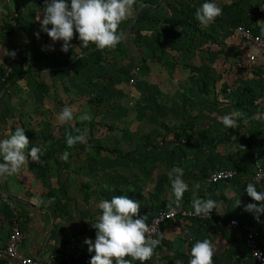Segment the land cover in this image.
Here are the masks:
<instances>
[{
    "label": "rangeland",
    "instance_id": "rangeland-1",
    "mask_svg": "<svg viewBox=\"0 0 264 264\" xmlns=\"http://www.w3.org/2000/svg\"><path fill=\"white\" fill-rule=\"evenodd\" d=\"M26 1L25 8L15 5L12 23L5 21V25L8 24L3 27L7 28L5 33H11L9 28L18 31L13 25L15 21L29 33L41 34L44 0ZM200 2L203 4L205 0ZM214 2L222 8V15L204 26L195 19L196 5L192 10H186L169 0L163 5L165 10L160 11V0H136L133 16L120 25L119 30L124 33L120 45L115 49L94 50L102 64H85L83 54L76 57L74 67L75 62L80 64L78 73L69 71L70 62L76 56L73 54L62 62L63 66H68L64 69L66 74L36 72L30 75L25 73L27 61L23 59V50L9 63L5 61L9 56H0V77L2 73L7 75L10 72L18 75L5 89L0 82V138H5L17 127H23L30 141L29 149L40 147L43 152L42 164L29 158L28 164L18 174L0 182V200L5 196L10 201L0 202V264H11L2 253L6 243L3 236H7L12 223L21 227L26 218L24 215H29L26 213L29 206L24 205L31 202L41 210L36 213V218L41 221L46 219L48 226L55 227L52 220L58 219L62 221L59 226L75 231L79 229V232L72 231L68 238L80 235L94 242L97 230L93 223L98 222L101 215L99 202L116 195H127L128 192H124L127 183L131 188L129 193L159 196L160 206L166 207L176 204L168 200L169 196L174 197L168 173L175 167L184 170L183 179L189 185L181 200L185 203L191 202L192 198H197L199 191H203L202 188L195 189L194 184H200L201 177H205L209 170L226 164L244 163L239 170H247L249 174L247 164L253 159V151L258 152L264 167V51L251 48L256 57L253 62L248 61L247 48L236 38L233 29V25L245 22L256 30L264 31V0ZM19 4L21 6L22 2ZM238 7L241 9L239 12ZM170 15L184 19L182 29H177L178 33L174 28L164 30L162 18ZM33 25L36 27L33 28ZM195 28L206 32L201 40L208 38L202 42L205 48L209 47L207 52L193 48L185 52V46L184 50L181 49L182 45L188 44L187 40ZM215 30L219 35H212ZM29 33L31 39L33 36ZM2 37L0 29V42ZM195 38L197 45L200 41ZM21 44L16 43L10 51L19 47L23 49ZM35 57L45 62L44 55L36 54ZM158 59L176 71L174 86L166 85L159 89L153 85L148 72L151 64ZM182 65L184 74L181 75L177 68ZM131 78L134 82H130ZM41 97L46 98L44 102ZM64 107L73 108L74 119L60 124L57 118ZM83 113H88L92 119L80 121L78 117ZM236 113L242 115L237 117ZM229 115L236 119L238 127L228 129L223 125L222 118ZM66 133H86V142L69 148ZM243 140L250 143L253 140L255 147L242 148ZM146 144L159 149L158 154L156 151L152 153L159 157L154 168L139 165L133 157L134 153L140 154L134 152L137 147ZM80 146L84 149L79 152ZM92 146L127 153L121 159L115 154L95 151ZM65 151L70 155L67 164H64V171L73 183L68 184V191L79 196V204L84 207V211L79 209L77 215V208L71 207V198L62 196L61 191L57 193L56 188L60 190L58 173L63 163L52 168L45 165L46 156L52 157L51 160H62ZM144 155L148 156L147 153ZM141 158L147 161L146 158L143 160V156ZM148 162L150 164L151 159ZM200 165L202 169H199ZM247 184L238 175L229 185L231 189L220 192L221 207H235L238 200L241 203L236 207L258 203L245 191ZM256 187L264 191V181ZM230 212L229 215L246 219L250 216L245 210L242 214ZM72 215L75 216L74 221ZM221 216L225 219L228 215ZM262 217L264 233V214ZM223 219L217 217L211 221H199L195 223L197 225L186 221L165 224L159 231L161 243L153 257L143 264H175L176 260L189 264L191 247L197 240L203 239H210L216 246L213 264H252L230 233H221L218 224ZM82 229L84 231L80 233ZM76 255L90 264L95 253H90L87 247ZM132 264L141 262L135 260Z\"/></svg>",
    "mask_w": 264,
    "mask_h": 264
},
{
    "label": "clouds",
    "instance_id": "clouds-1",
    "mask_svg": "<svg viewBox=\"0 0 264 264\" xmlns=\"http://www.w3.org/2000/svg\"><path fill=\"white\" fill-rule=\"evenodd\" d=\"M44 3L43 19L40 21L41 30L46 32L53 42L63 41L61 51L68 52L70 48H73L71 41L77 33L84 48L92 43L100 50L115 49L124 36V33L119 30L120 25L133 16L136 0H70V2L69 0H44ZM194 15L201 25L207 26L222 15V8L214 0H205L201 7L196 9ZM49 25L51 28L48 27ZM36 35L39 38V33ZM47 48L54 50L52 46ZM3 54L12 58L16 56L14 50L5 49ZM235 115L239 117L242 113ZM73 119L72 107H64L57 118L60 124ZM78 119L90 121L92 117L88 113H83ZM221 122L228 129L238 127L236 119L230 115L224 116ZM85 142L86 133L77 135L66 133V144L69 148L77 143ZM29 145L30 141L23 127H17L5 138H0V182L18 174L21 168L28 164L29 158L43 163L41 148L29 149ZM69 155L70 153L65 151L61 158L67 162ZM183 175L184 170L178 167L168 173L176 207L180 206L184 193L189 189ZM200 187L199 183L194 184L195 189ZM245 191L253 201L258 203L246 204L244 210L253 213L254 218L259 222L260 215L264 214V191L258 190L252 181L248 182ZM240 203L241 201L238 200L236 206ZM192 206L194 214L198 216L210 217L213 209L218 214L221 213L217 202L211 198L193 199ZM98 208L101 210V215L98 217V222L93 223V227L97 230L95 240L93 242L91 238H86L84 241L88 245V251L95 253L91 257L90 264H132L135 260L143 264L153 257L161 240L153 238L155 229L146 222L147 216L140 215L139 201L127 195H116L110 200L105 199L99 202ZM215 251L216 246L210 239L197 240L191 247L189 264H213ZM175 264H183V262L176 260Z\"/></svg>",
    "mask_w": 264,
    "mask_h": 264
},
{
    "label": "crops",
    "instance_id": "crops-1",
    "mask_svg": "<svg viewBox=\"0 0 264 264\" xmlns=\"http://www.w3.org/2000/svg\"><path fill=\"white\" fill-rule=\"evenodd\" d=\"M160 1H161V3H160L161 9H159V10L163 11V10H165L164 9L165 6L163 8V5H165V3L167 1L169 2V0H160ZM172 1H173V4H175L177 7H181V8L186 9V10H192L191 8L194 5H196V7L199 8V7H201V4H202V2H200L202 0H189V1H187V0H182V1L181 0H172ZM20 2H22L21 6L19 4ZM27 4L28 3L26 0H21L18 2H17V0H15V1H13V0H8V1L7 0H0V29L3 32V37L1 38V42H3V43L0 42V56H4L3 53H4L5 49L10 51L13 47H15L16 43H22L21 45L23 46V49L26 48V50H27V57L34 60V63L31 67V73L30 74H36V72H45L47 74H49V73H51V74L65 73L66 74V71L64 69L68 66H66V65L63 66L62 62H65L69 56L72 57L73 55H76V56H74L72 58V60L70 62L71 63L70 69L69 68L68 69H69V71L72 70L73 72L78 73L80 64H78L74 67V60L76 57H79L81 54L84 55L83 56L84 58L87 57L88 54L95 56V57H99L94 52V50L97 48L96 45L90 43L89 46L87 47V50H86V48H84L82 46L81 42L79 41L78 34H75L74 39L71 41L73 48H70L68 52H63V51H61V46H62L63 41L53 42L51 40V38L47 35V33L44 31H41L39 38H37L36 34H32V32L29 33L28 30L27 31L24 30V28L22 26L16 25L15 21L13 22V25H14L15 29H18V31L12 30L11 28H9L11 33H5L7 31L5 29H7V28H3V27L8 26V24L5 25V21L9 24L12 23L15 5H17L19 8L20 7L25 8L27 6ZM166 7H168V6H166ZM174 9L176 10L177 8H174ZM179 11H182V10H179ZM239 11H241V9L238 7V12ZM43 12L41 14V20L43 19ZM169 18L178 19L180 21L177 24L170 25L166 21ZM156 21H161V19H157ZM161 22H163V24H165V26H164L165 31H168L169 30L168 28H174V30L177 31V33H178L177 29H182V24L184 23V19L176 18V17H173L170 15V16H166V17L162 18ZM236 25H233V26L235 27ZM217 26H218V21L215 22V27L217 28ZM35 27L36 26L33 25V28H35ZM48 27L51 28L50 25ZM199 27H202V26L199 25ZM234 27H233V29H234ZM166 28H167V30H166ZM31 31H33V29ZM28 33L33 36L31 39H29ZM212 33H213L212 35H215V36L219 35L217 30L213 31ZM203 36H206V32L204 30H202V28L201 29L195 28L187 40L188 44L182 45L181 49H183L185 46V48H184L185 50L183 49L185 52L191 51L192 48L195 50H200V51L206 50V52H207L209 47L205 48V46L202 42L207 40L208 38L206 39V37H205V40H203V39L201 40V38H203ZM195 37H198V40L200 41L197 45H195V40H196ZM207 37L212 38V36H207ZM189 39H191L190 42H189ZM30 40L32 41L31 44H27V43H29ZM118 45H120V43ZM47 46H52L54 48V50L48 49ZM81 50H84V52H79ZM121 51L123 52L122 49H121ZM41 52H43V54H40ZM118 52H120V51H118ZM36 54H39L40 56L44 55L45 62L43 59L38 60L35 57ZM53 55L58 56V58H55ZM100 57L103 59V57L101 55H100ZM57 62H59L61 64L58 66ZM160 62L161 61L158 59V62H153L151 64V66L149 67L148 74L150 73V75H151V81L153 82V85L155 84L159 89H163V87L166 85L169 87L174 86V80H177V76L175 74L176 71L170 65L163 64ZM89 63L98 64V62H86L85 61V64H89ZM99 63L102 64L103 61L101 60V61H99ZM35 66H38V67L40 66L41 68H39V69L34 68ZM71 66H73V67L71 68ZM183 67H184V65L179 66L177 68L178 71L181 73V75L184 74ZM161 82H163L165 84H161ZM181 84L185 85V83H183V82ZM45 99L46 98L41 97L42 102H44ZM38 100H39V98H37L36 101H38ZM243 141L245 142V140H243ZM253 142L254 141L252 140L251 144L254 145V147H255V142L254 143ZM243 143L241 144V147L245 148L243 146ZM146 145H148V144H146ZM146 145L138 146L134 152H139L140 154L138 155V154L132 152V153H134L133 157L137 161H139V165H142V164L151 165L152 166L151 168H154V164L158 163L157 159L159 157H158V155L154 156L152 153H154V151H156V153L158 154L159 149L153 147L152 145H148V146H146ZM92 147L95 151H97L95 149V147H97V146H92ZM78 148H79V152L81 149L82 150L84 149L81 146ZM78 148H76V153H77L76 157H78V152H77ZM132 149H134V147ZM99 151H105L111 155L115 154V153H113L111 151H107V150H99ZM118 153H119V155H117V156L122 159L125 157L127 152H125L123 150H118ZM144 153H147L148 156H145ZM241 153H242V151H241ZM150 154H151V157H149ZM141 156H143V160L146 158L147 161H145V160L142 161ZM51 159H52V157L50 158L49 156H46V159H45L46 160L45 165H48L51 168L54 167L55 165H60L61 163H63L61 168L60 169L58 168L59 169L58 183H59V189L60 190H58V187H57L56 188L57 193H59L61 191L62 196L71 198V200H70L71 207L72 208L75 207L74 209L77 208V210H75L76 215H77V213H78L77 211L79 209L81 211H84V207L79 204V199H81V198H79V196L70 194V192L68 191V184H73L72 181L68 180L67 174L64 171L65 170L64 164L66 165L68 161L65 162L63 159L62 160H54V159L51 160ZM148 159H151L150 164L148 162ZM154 159L156 161L153 162ZM60 161H62V162H60ZM58 162H60V163H58ZM72 162H74V160H72ZM52 163H54V164H52ZM235 165H237L238 167L239 166L243 167V165H245V164L241 163L239 165L238 164H235ZM247 165L250 167L249 169L251 171L252 166H253L252 161L250 162V164L248 163ZM198 167H199V169H202L201 165ZM203 178L204 177H201V179L199 181L200 185H201L200 188H202V189H203V186H202ZM230 184H231L230 182L222 184L216 190L215 195H213V198L217 202L219 209L221 211V213L218 214L217 211L215 210L217 217L220 219L221 218L223 219V216H221V215L231 214L230 211H236L238 214L239 213L242 214V212L244 210V206L231 207V205H230V206H227L226 208H224L225 210L221 207L222 201L220 199V195H221L220 192H225V191H228V189H231V186H229ZM226 185H228V186H226ZM124 187H125L124 192L125 193L128 192L127 196H129L131 194L130 195L131 199H134V200H137L140 202V204H141L140 215H145L148 217V216H150L151 213H153L160 206V201H161L160 199L161 198H159V196H156V195L154 197L148 196V195L143 196V195H145V193H143V192H140L142 196H140V195L138 196L137 194L135 195L134 193H129V191H131V188L129 187L128 183ZM198 194L200 196L201 191H199ZM168 200L170 203L175 202V197L169 196ZM0 202H1V200H0ZM24 206L25 207L29 206L30 209L26 208V210H28V211H26V213H29V215L28 214L26 216L24 215V217H26V218L24 219L25 221H23V224L20 227L22 230V234H23V240H22L21 245L19 247V251L25 256L40 257L41 260L48 262V263H59V262H61V253H62V248H63V242H64L65 238L67 236H69L70 234H72L71 232L75 231V230H70L68 228H65L64 226H59L58 224L62 221H60V220L58 221V219H56L57 221H54L55 219L52 220V223H54L56 225L55 227L48 226V222H46V219H44V221H41V220L36 218V216H37L36 213H38V210L40 209V207L37 208L36 205L33 204L32 202L27 204V205H24ZM168 206H173V204H170ZM39 211H41V210H39ZM72 211H74V210L72 209ZM71 218L73 221L75 220L74 215H72ZM6 220H8V219H6ZM223 220H221L219 222L220 225L218 224V226H220V228L222 230V232H221L222 234L224 233V225L222 224ZM195 223H197V222H194V225H197ZM217 223H218V220H217ZM201 224H203V223H201ZM78 230H76L75 232H77ZM6 237L7 236H3V239ZM230 237H232V235H230ZM84 261L85 260L83 259V257L77 256V255H75L73 257L74 264H86V263H84ZM11 264H12V262H11Z\"/></svg>",
    "mask_w": 264,
    "mask_h": 264
},
{
    "label": "built area",
    "instance_id": "built-area-1",
    "mask_svg": "<svg viewBox=\"0 0 264 264\" xmlns=\"http://www.w3.org/2000/svg\"><path fill=\"white\" fill-rule=\"evenodd\" d=\"M78 34V33H77ZM234 34L236 38L242 42L247 48L246 57L248 61L253 62L256 54L251 48L264 51V31L256 30L253 25H246L239 23L234 27ZM245 48V49H246ZM22 47L15 48L17 58L22 53ZM14 58L7 57L5 61L9 63ZM10 71V68H8ZM130 82H134L130 79ZM252 170L249 174L246 170H239L235 164H227L217 169L209 170L207 175L202 180L203 188H209V192H205L203 196L196 199L214 200L217 188L224 183L233 182V180L240 175L245 181L254 182L256 186L264 181V167L259 161V154L257 151L252 152ZM258 174H260L258 176ZM1 201L10 203L7 197L2 196ZM249 218L229 215L225 218L224 233H230L232 240L239 244L246 252L249 262L252 264H264V233H263V217L260 215L259 222L254 218V214L249 212ZM217 215L215 209L210 213V217H203L194 214V208L191 202H181L179 207L173 206H159L150 216L147 217V223L150 227L155 229L153 238H159V231L165 224L175 221L199 222L211 221L216 219ZM85 236L70 237L63 245L61 253V262L48 263L40 259V257L25 256L19 251V247L23 240L21 228L14 222L8 230L6 243L2 251L4 257L12 262V264H74L73 257L79 250L87 248L88 245L84 243ZM160 239V238H159ZM233 242V243H234ZM259 255H258V253Z\"/></svg>",
    "mask_w": 264,
    "mask_h": 264
},
{
    "label": "trees",
    "instance_id": "trees-1",
    "mask_svg": "<svg viewBox=\"0 0 264 264\" xmlns=\"http://www.w3.org/2000/svg\"><path fill=\"white\" fill-rule=\"evenodd\" d=\"M166 21L170 25H174V24L179 23L180 20L174 19V18H169ZM243 24L250 25V23H245V22ZM166 30H167V28H166ZM23 59H25L27 61V63H28L27 64V67L25 69V73L30 74L31 73V67H32V65L34 63V60H32L31 58H28L27 57V50H26V48L23 49ZM84 60L86 62H99L100 61V58L88 54L87 57L84 58ZM76 65H78V62H75V66ZM17 77H18V75L15 72H10L7 75L6 74L4 75V73H2L1 74V77H0V82L2 83V89H5L6 85L8 83L14 81ZM248 140H249V138H248ZM248 140L243 143V146L244 147H254V145H252ZM95 149L97 151H99V150H107V151H111V152L115 153L116 155H119L118 150H116V149H108V148H103V147H99V146L95 147ZM209 190L210 189L208 187L207 188H203V191H201L200 196H203V194L205 192H209ZM200 196L198 195L197 197H200ZM193 199H196V198H192L191 200L193 201ZM83 231L84 230L82 229L80 231V233H82ZM68 239H69L68 237L65 238V240L63 242V245L68 241Z\"/></svg>",
    "mask_w": 264,
    "mask_h": 264
},
{
    "label": "bare ground",
    "instance_id": "bare-ground-1",
    "mask_svg": "<svg viewBox=\"0 0 264 264\" xmlns=\"http://www.w3.org/2000/svg\"><path fill=\"white\" fill-rule=\"evenodd\" d=\"M8 66H9V64H8Z\"/></svg>",
    "mask_w": 264,
    "mask_h": 264
}]
</instances>
